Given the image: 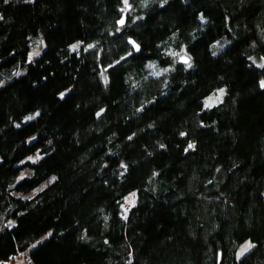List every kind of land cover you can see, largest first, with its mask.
<instances>
[{
	"label": "trees",
	"instance_id": "trees-1",
	"mask_svg": "<svg viewBox=\"0 0 264 264\" xmlns=\"http://www.w3.org/2000/svg\"><path fill=\"white\" fill-rule=\"evenodd\" d=\"M262 82L264 0H0V264H264Z\"/></svg>",
	"mask_w": 264,
	"mask_h": 264
},
{
	"label": "rangeland",
	"instance_id": "rangeland-1",
	"mask_svg": "<svg viewBox=\"0 0 264 264\" xmlns=\"http://www.w3.org/2000/svg\"><path fill=\"white\" fill-rule=\"evenodd\" d=\"M32 44H33V48L29 54L30 60L38 57L45 47L43 44V41L40 38L32 39ZM36 53H38V54H36ZM259 78H261V76H259L257 73H250L243 80L247 81L249 83V82H252L255 79H259ZM219 93L222 94V96L220 95L221 98H220V96H218ZM223 93H224V91L222 90L221 92L213 94V95L207 97L206 99H204V102H203L204 108H210V107H213L216 104H218L223 99ZM36 116H37V114L30 115V116L25 118L24 122L30 121V120L34 119ZM29 117H31V119H29ZM134 203H135V195H128L124 199V201L120 207L121 211H122L121 212L122 216L127 215L129 209L134 205ZM48 236H49V234L41 236L30 248L36 247L38 244H40L46 238H48ZM250 247H251V244L249 242L244 243L242 248L237 252V258H241L247 252V250H249ZM2 264H31V263H29V261L25 258V256H21L20 258H16L14 261L5 262Z\"/></svg>",
	"mask_w": 264,
	"mask_h": 264
},
{
	"label": "water",
	"instance_id": "water-1",
	"mask_svg": "<svg viewBox=\"0 0 264 264\" xmlns=\"http://www.w3.org/2000/svg\"><path fill=\"white\" fill-rule=\"evenodd\" d=\"M128 44H129V46H130L133 50H135V51H139V47L136 46L132 41H130Z\"/></svg>",
	"mask_w": 264,
	"mask_h": 264
},
{
	"label": "snow or ice",
	"instance_id": "snow-or-ice-1",
	"mask_svg": "<svg viewBox=\"0 0 264 264\" xmlns=\"http://www.w3.org/2000/svg\"><path fill=\"white\" fill-rule=\"evenodd\" d=\"M125 2H126V0H125ZM121 23H122V21H121ZM36 54H38V53H36ZM185 62H187V61H185ZM261 86L262 87H264V82H262L261 83ZM63 95V94H62ZM29 119H31V117H29ZM189 147H192V145H189ZM37 159H39V157H37ZM23 177H21V179H22Z\"/></svg>",
	"mask_w": 264,
	"mask_h": 264
},
{
	"label": "bare ground",
	"instance_id": "bare-ground-1",
	"mask_svg": "<svg viewBox=\"0 0 264 264\" xmlns=\"http://www.w3.org/2000/svg\"><path fill=\"white\" fill-rule=\"evenodd\" d=\"M17 258H20V257H17Z\"/></svg>",
	"mask_w": 264,
	"mask_h": 264
}]
</instances>
